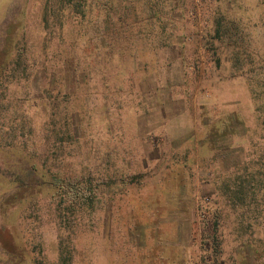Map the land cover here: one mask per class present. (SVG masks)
Returning a JSON list of instances; mask_svg holds the SVG:
<instances>
[{
    "label": "rangeland",
    "instance_id": "374dc122",
    "mask_svg": "<svg viewBox=\"0 0 264 264\" xmlns=\"http://www.w3.org/2000/svg\"><path fill=\"white\" fill-rule=\"evenodd\" d=\"M0 264H264V0H0Z\"/></svg>",
    "mask_w": 264,
    "mask_h": 264
},
{
    "label": "trees",
    "instance_id": "16d2710c",
    "mask_svg": "<svg viewBox=\"0 0 264 264\" xmlns=\"http://www.w3.org/2000/svg\"><path fill=\"white\" fill-rule=\"evenodd\" d=\"M214 23H215L214 24V26H215V33H216L217 37H220V36H223L224 37L225 36L227 39H230L231 41H233L235 43L240 41V38L237 35L238 28L235 31V28L236 27L234 26V24L232 23V21H228V20L226 21L221 16L219 18L217 17V19L214 21ZM243 184H245V182L244 181H241L240 182V186L242 187ZM70 191L71 190L68 191V194H69ZM238 193L241 196L243 195L241 192H239V188H238L237 195H238ZM251 193L255 197L254 191H252ZM235 197H237V196L235 195ZM255 199H256V197H255ZM256 208L257 207H255V209ZM256 211L257 210H254V212H252V213H254L253 217L255 218V220H257L256 217L258 216L257 213H256Z\"/></svg>",
    "mask_w": 264,
    "mask_h": 264
}]
</instances>
